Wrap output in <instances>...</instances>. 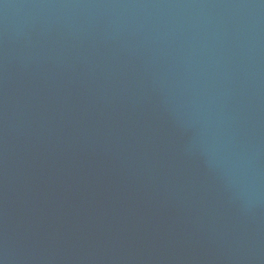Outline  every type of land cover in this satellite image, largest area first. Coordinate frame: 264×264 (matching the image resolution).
Listing matches in <instances>:
<instances>
[{
	"label": "water",
	"instance_id": "obj_1",
	"mask_svg": "<svg viewBox=\"0 0 264 264\" xmlns=\"http://www.w3.org/2000/svg\"><path fill=\"white\" fill-rule=\"evenodd\" d=\"M0 264H264V0H0Z\"/></svg>",
	"mask_w": 264,
	"mask_h": 264
}]
</instances>
